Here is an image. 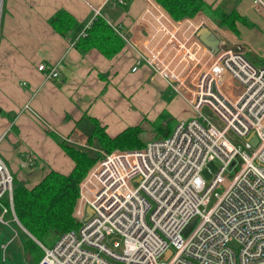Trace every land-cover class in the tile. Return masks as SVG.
Wrapping results in <instances>:
<instances>
[{
    "label": "built area",
    "instance_id": "2783aa9c",
    "mask_svg": "<svg viewBox=\"0 0 264 264\" xmlns=\"http://www.w3.org/2000/svg\"><path fill=\"white\" fill-rule=\"evenodd\" d=\"M144 1L142 16L151 23L136 46L139 60L189 105L193 117L142 149L102 152L90 170L86 197L87 176L80 183L74 212L80 227L52 247L42 246L45 255L39 264H264V66L257 67L244 50L235 49L241 46L239 40L232 42L237 37L215 34L220 39L217 53L206 46L198 37L208 25L205 19L175 21L168 15L172 25L165 30ZM253 4L264 17V0ZM101 7L94 19L104 16ZM184 20H193L191 34L177 29ZM92 21L78 39L87 36ZM59 63L42 62L37 69L52 80L60 74ZM231 79L245 87L238 97L223 91ZM67 140L86 146L79 134ZM215 160L220 169L207 182L202 170ZM13 187L14 176L0 157V224L22 226ZM87 206L92 214L85 221Z\"/></svg>",
    "mask_w": 264,
    "mask_h": 264
},
{
    "label": "crops",
    "instance_id": "0c3cea01",
    "mask_svg": "<svg viewBox=\"0 0 264 264\" xmlns=\"http://www.w3.org/2000/svg\"><path fill=\"white\" fill-rule=\"evenodd\" d=\"M104 1L2 0L0 157L12 174L21 173L18 183L32 187L34 183L27 180L25 173L36 170H42L43 176L51 169L69 174L75 162L57 137L65 139L72 136L74 139L79 134L88 144L94 128L92 118L105 126L111 137L135 126L146 108L145 98L152 95V90L146 89L145 84L153 83V91L157 87L174 93L163 78L139 60L137 54L136 46L146 38L151 23L142 16L145 1H126L128 9L123 5H108ZM148 1L149 10L159 12L153 14L154 18H164L159 23L165 30L170 29L172 21L169 14L155 0ZM204 1L226 12L236 10L252 22L253 17L264 19L256 11L253 0ZM100 7L107 23L121 26L120 32L135 44L128 43L115 29L125 45L112 58L95 47L82 50L76 46L79 34L94 20L96 8ZM58 10H66L76 19L67 36L56 32L49 23L50 17ZM197 18L207 20V27L217 36H223V29L236 38L235 33L220 28L205 13L199 12L189 19ZM188 23H178L177 26ZM238 27L243 36L247 26L238 24ZM42 62L47 66L60 62L59 76L46 79L37 69ZM135 66L138 68L134 71ZM20 228L25 235H30L24 226ZM2 249L6 260L4 254L8 243L2 244Z\"/></svg>",
    "mask_w": 264,
    "mask_h": 264
},
{
    "label": "trees",
    "instance_id": "16d2710c",
    "mask_svg": "<svg viewBox=\"0 0 264 264\" xmlns=\"http://www.w3.org/2000/svg\"><path fill=\"white\" fill-rule=\"evenodd\" d=\"M125 1L129 3V0ZM155 1L175 21L194 18L199 12H203L220 28L228 29L235 34H240L238 24L248 28L253 26V22L248 17L236 10L226 12L217 7L213 8L204 0ZM122 7L128 9L129 6L125 4ZM182 22H193V20ZM49 23L56 32L67 36L73 29L76 19L68 11L58 10L50 17ZM124 45V41L102 16H97L92 21L87 36L77 39L76 42V46L82 50L95 47L109 58L114 57ZM92 122L94 128L88 137L90 146L112 152L116 149H140L146 144L139 137L142 132L141 125L127 127L115 137H111L106 127L102 126L97 119L92 118ZM165 124L166 126L163 127L158 121L152 123V127L158 134H162V137H168L174 126L170 127L168 122ZM57 139L64 151L74 160L73 170L69 174H63L51 169L32 187L14 182L13 200L16 215L31 235L26 234L27 240L23 245L25 260L28 264L40 263L45 255L42 246L50 248L63 234L80 227V222L74 217L80 197V183L101 157L99 152L69 144L59 137ZM4 202L7 204V200Z\"/></svg>",
    "mask_w": 264,
    "mask_h": 264
},
{
    "label": "rangeland",
    "instance_id": "374dc122",
    "mask_svg": "<svg viewBox=\"0 0 264 264\" xmlns=\"http://www.w3.org/2000/svg\"><path fill=\"white\" fill-rule=\"evenodd\" d=\"M253 19H254L253 26L251 28L247 27V29L244 30L245 32L243 36L242 34H235L237 38L233 39L232 42H236L239 40L241 46H239L240 48L237 47L235 49L244 50L246 52V57L252 63H254L257 67H263L264 66V19L260 17L258 18L253 17ZM196 20L199 21L200 19L197 18ZM177 27L179 31L181 29H183L182 31H185V28H183V26L178 25ZM221 30L223 31L222 33L224 34V36L229 38L227 31L223 29ZM192 47H191L192 51H197V48L195 47L194 44H192ZM230 81L232 85L224 86L223 91L225 93H232L233 95L238 97L244 92L245 87L243 84H241L239 81L235 79H231ZM153 86H155L153 83L145 84V87H147L146 89L152 90V95L145 98L147 105L145 110H143L142 118L140 119V121L137 122V124H134V125H141L142 132L139 137L144 142H147L154 138L157 139L162 138V134H158L156 131H154L152 127V123L159 121L162 123L164 127L166 126L165 123L168 122L170 127L171 126L175 127V125L178 124L180 121L188 120L193 117V112L191 108L180 96L176 95L175 93H171L169 91L167 92L162 91L157 87H154V91H153L152 89ZM205 112L206 114H209L210 116L213 117L214 122L219 127L222 126L218 121V119L213 114H211L207 110H205ZM230 137H233V135L230 134ZM95 149L96 148H94V150ZM116 150H123V149H116ZM126 150H130V149H126ZM107 153H111V152H107ZM220 166L221 164L219 160L208 162L204 167V169L202 170V177L204 178V180L210 182L211 179L214 177V175L220 169ZM20 175L21 173L13 174L15 183L17 182V179L18 177H20ZM6 218L10 219L9 216H7ZM14 236L16 237L13 239V241H11V243H9V241ZM109 239L110 238H107L106 241L108 242ZM26 240L27 238L25 233L20 228V226H18L15 222H10V226H5L0 224V264H28L25 260L24 252L22 250ZM114 241H116V239L112 240V242ZM7 243H8V250L4 254V256H6V260H4L2 244H7ZM230 245L233 249L235 250L238 249V244L236 242H232Z\"/></svg>",
    "mask_w": 264,
    "mask_h": 264
},
{
    "label": "water",
    "instance_id": "95a60500",
    "mask_svg": "<svg viewBox=\"0 0 264 264\" xmlns=\"http://www.w3.org/2000/svg\"><path fill=\"white\" fill-rule=\"evenodd\" d=\"M1 6H2V0H0V11H1ZM198 37L206 46L211 48L214 52H216V53L218 52L220 39L208 27L201 28L198 31ZM250 142L253 145H255L257 143V137L255 135H253L252 138L250 139ZM25 177L27 178L28 181H30L32 183H36L43 178V171L42 170H36V171L28 172V173H25ZM91 214H92V208L90 206H87L86 215L84 217V220L87 221L89 219V217L91 216ZM193 222H192V224L189 225L187 231L190 230V228L193 225ZM169 254H170V252H169Z\"/></svg>",
    "mask_w": 264,
    "mask_h": 264
},
{
    "label": "bare ground",
    "instance_id": "6f19581e",
    "mask_svg": "<svg viewBox=\"0 0 264 264\" xmlns=\"http://www.w3.org/2000/svg\"><path fill=\"white\" fill-rule=\"evenodd\" d=\"M98 7H99V6H98ZM154 13H155V12H154ZM158 13H159V12L157 11L155 14H158ZM161 17H162V14H161ZM165 19H166V18H165ZM159 21H160V22H161V21H164V18H163V19L161 18ZM192 23H193V22H190V23H188V24H184V25H183V28H185V30H187L188 32H190V29H191V31H192L193 29L189 27ZM177 29H178V27H177ZM182 30H183V29H181L180 31H182ZM190 34H191V32H190ZM191 47H192V46H191ZM192 48H193V47H192ZM171 133H172V132H171ZM67 138H69V137H67ZM67 138H65V139L62 138V139H63L64 141H66L67 143H69V144H72V145H75V146H79V147H82V148H87V149H91V150H94V148H96V147L93 148V146H90V145L87 144V143H86V146H81V145H79V144H76L75 142H70V141H68ZM162 138H163V137H162ZM156 139H157V138L152 139V140L148 141L147 143H149V142H151V141H153V140H156ZM147 143L145 144V146L147 145ZM145 146H144V147H145ZM134 150H137V149H134ZM94 151L99 152V153L101 154V157L99 158V160L102 158V152L107 153L106 151H104V150H102V149H98V148H96ZM116 151H117V150H116ZM121 151H125V150H121ZM111 153H112V152H111ZM99 160H98V161H99ZM98 161H97V162H98ZM97 162H96V163H97ZM96 163H95V164H96ZM94 166H95V165H94ZM94 166H93V167H94ZM93 167H92V168H93ZM92 168H91V169H92ZM91 169H90V170H91ZM89 172H90V171H89ZM92 176H93V173L90 172L89 175H87V177H86V179H85V181H84V184H83V186H84V191H83V193H84V196H85V197H86V195H87V193H88V191L85 189V187H86L85 185L88 184V182L90 181V179H91Z\"/></svg>",
    "mask_w": 264,
    "mask_h": 264
}]
</instances>
